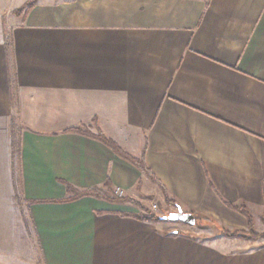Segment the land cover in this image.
<instances>
[{"label": "crops", "instance_id": "1", "mask_svg": "<svg viewBox=\"0 0 264 264\" xmlns=\"http://www.w3.org/2000/svg\"><path fill=\"white\" fill-rule=\"evenodd\" d=\"M30 1L0 0V264L26 260L24 215L37 264H264V244L225 235L249 221L264 233V0H38L15 13ZM100 136L144 157L195 226L137 219L156 197L161 217L178 208ZM65 184L104 199L64 202Z\"/></svg>", "mask_w": 264, "mask_h": 264}, {"label": "trees", "instance_id": "2", "mask_svg": "<svg viewBox=\"0 0 264 264\" xmlns=\"http://www.w3.org/2000/svg\"><path fill=\"white\" fill-rule=\"evenodd\" d=\"M37 1L38 0L30 1L25 6H23L21 9L17 10L15 13L16 14H22L24 12H28L30 9H32L36 5ZM72 131L75 133L88 135L87 131H85L83 128L74 129ZM97 139L100 140L101 142H103L109 148H111L118 156H120L121 158L125 159L126 161L130 162L135 167H137L153 184H155L161 190V192H162L163 196L165 197V200L167 203L173 204L177 208L180 207L174 200L169 198V194H168L167 190L157 180V178L153 175L151 170L148 168V166L144 160V157H142L141 159H135V158L131 157L130 155L126 154L125 152H123V150L119 146H117L114 142H112V141H110V140H108L102 136H100ZM65 187H66V192H67V199L64 202H67V203L77 201L78 199H81L83 197H95L98 199H101V198L104 199V197L101 196L96 191L79 192L77 189H75L73 186H71L69 184H65ZM106 187L110 188V185L107 183ZM111 201L117 202V203H122V204L130 203L132 205L139 207L140 209H144L138 201L133 200V199L114 197L113 199H111ZM163 218L164 217H160V216H156V215H151V216L140 215L137 217V219H139L141 221H148V222H162V221H164ZM249 229H250V233H246V232L229 233V232H225V231L224 232H225L226 236L232 237V238L236 237V236L248 237L250 235L249 237H251L252 240H257L259 238V235L251 233L252 224L250 221H249Z\"/></svg>", "mask_w": 264, "mask_h": 264}, {"label": "rangeland", "instance_id": "3", "mask_svg": "<svg viewBox=\"0 0 264 264\" xmlns=\"http://www.w3.org/2000/svg\"><path fill=\"white\" fill-rule=\"evenodd\" d=\"M162 194V192H161ZM163 195V194H162ZM114 197H118V198H127L124 196H120L118 194H112L111 195V199H113ZM107 199V198H106ZM109 199V198H108ZM130 199V198H128ZM165 199V197H164ZM156 206V209L154 208ZM145 207L147 208L146 212L144 210L143 216H151V215H156V216H163L162 214L166 213V210L170 209V206H166V204L162 201V199H160V201H158V198L156 197V199L152 200V202L150 204H146ZM168 216V215H165ZM177 224V223H174ZM207 226H211V223H207ZM212 228H214L216 231L220 232V229H217L216 226L212 225ZM206 229V227L204 228ZM18 233L21 237V247L22 250L24 251V255L22 254V256L24 258H26V260H23L24 264H37V262H39L40 258H42L41 252L39 250V246L35 240V234L34 231L28 221V217L27 215H24L20 222H19V226L17 227ZM232 235V234H231ZM259 238L257 239V243H253L252 240H249L248 238L243 239L240 238V236H236L235 238V245L233 248L237 249L240 248L242 250L248 249L249 247H253L256 246L257 244H264V233H259ZM239 237V238H238ZM249 240V241H248ZM26 252L28 253V255L26 254ZM26 254V255H25ZM12 261V260H11ZM22 261V260H21Z\"/></svg>", "mask_w": 264, "mask_h": 264}, {"label": "water", "instance_id": "4", "mask_svg": "<svg viewBox=\"0 0 264 264\" xmlns=\"http://www.w3.org/2000/svg\"><path fill=\"white\" fill-rule=\"evenodd\" d=\"M163 220L170 221L172 223H183L189 226H195L196 224L194 215L191 213H185L181 208H178L177 212L164 217Z\"/></svg>", "mask_w": 264, "mask_h": 264}, {"label": "built area", "instance_id": "5", "mask_svg": "<svg viewBox=\"0 0 264 264\" xmlns=\"http://www.w3.org/2000/svg\"><path fill=\"white\" fill-rule=\"evenodd\" d=\"M119 193V192H118ZM156 209V206L154 207Z\"/></svg>", "mask_w": 264, "mask_h": 264}]
</instances>
